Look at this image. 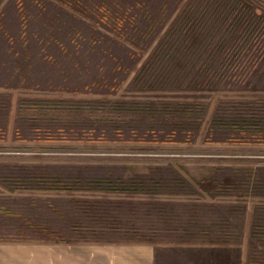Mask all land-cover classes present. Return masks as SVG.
Masks as SVG:
<instances>
[{"label": "rangeland", "instance_id": "1", "mask_svg": "<svg viewBox=\"0 0 264 264\" xmlns=\"http://www.w3.org/2000/svg\"><path fill=\"white\" fill-rule=\"evenodd\" d=\"M166 1L0 0V264H264V0Z\"/></svg>", "mask_w": 264, "mask_h": 264}, {"label": "crops", "instance_id": "2", "mask_svg": "<svg viewBox=\"0 0 264 264\" xmlns=\"http://www.w3.org/2000/svg\"><path fill=\"white\" fill-rule=\"evenodd\" d=\"M156 243L157 241L144 240L139 243L132 241L122 244L105 243V245L98 241L64 242L61 244L62 253L59 261L60 264H171V259L156 252L161 249ZM87 244L93 246L91 257H86L81 250ZM102 246L104 251L100 250ZM213 258L211 253L209 257H203L194 264H212Z\"/></svg>", "mask_w": 264, "mask_h": 264}, {"label": "trees", "instance_id": "3", "mask_svg": "<svg viewBox=\"0 0 264 264\" xmlns=\"http://www.w3.org/2000/svg\"><path fill=\"white\" fill-rule=\"evenodd\" d=\"M162 2H163V4L165 5L166 4V0H161ZM182 0H179V3L181 2ZM194 1V0H193ZM192 0H186V2H185V4H183V10L181 11L182 13H180L179 15H180V18H182V20H183V26H182V29H184V31H187V34H190L189 32L190 31H192V29L195 27V25H196V20H194V18H193V13H191L190 12V10H189V8L191 9L192 8ZM162 11H164V7L162 6L161 8H160V12H162ZM243 16V15H242ZM241 16V17H242ZM150 20V22H152V26L151 27H153V25H154V20H152L151 18L149 19ZM189 31V32H188ZM102 102H104V101H102ZM102 102H99L100 104H99V107L97 108V110L94 112V113H92L91 111H90V109H91V106L92 105H90L91 104V102L90 101H88L87 103L85 102V103H83V104H81V105H79L80 107V109H82V111H83V113H85V115H91V116H96V115H100V114H102V112H101V105H102ZM39 105H41V106H43V104L44 105H46V103L44 102H40V103H38ZM117 104H120V102H118ZM257 105H258V107L260 108L259 110H261V111H263L264 110V102H258V103H256ZM115 107H117L116 106V104H110V110H109V112H103V113H106V114H109L110 116H113V114H117V116H119L120 114H119V112H117L116 111V109L117 108H115ZM256 106H247V109L245 110V111H254L256 108H255ZM89 108V110H86V109H88ZM119 108V107H118ZM30 109V108H29ZM204 119V118H203ZM202 119V120H203ZM247 138H249V137H247ZM43 182H41V184H43L44 186H46L47 187V189H52V190H72L73 188L70 186V184H65L63 181H61V180H54V181H49V180H42ZM95 181V180H94ZM105 183H107L108 185H109V190H111V191H116V190H118V188H116L115 187V185L114 184H112L109 180L108 181H104ZM75 185H73V186H77L78 184V181H75ZM97 183H99V182H97ZM217 188H218V186H217ZM219 189V188H218ZM126 190V189H125ZM149 214V216H151V214L150 213H148ZM90 216V215H89ZM141 240H142V238H140ZM146 239V238H145Z\"/></svg>", "mask_w": 264, "mask_h": 264}]
</instances>
